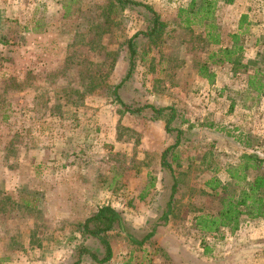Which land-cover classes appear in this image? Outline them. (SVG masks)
<instances>
[{
    "label": "rangeland",
    "instance_id": "1",
    "mask_svg": "<svg viewBox=\"0 0 264 264\" xmlns=\"http://www.w3.org/2000/svg\"><path fill=\"white\" fill-rule=\"evenodd\" d=\"M125 1L0 0V264H70L77 244L97 247L79 224L103 204L136 238L157 224L141 245L106 232L111 256L100 264H264V217L241 216L236 230L213 234L194 226L219 206L211 176L227 182L242 151L264 158V87L245 82L258 69L264 83V0L215 1L213 32L240 50L212 63L200 0L191 10L190 0ZM143 5L162 30L138 34L134 70L114 93L130 108L173 107L170 125L184 132L164 224L172 180L159 155L173 137L162 119L125 111L112 93L125 40L147 29ZM203 62L211 81L197 73Z\"/></svg>",
    "mask_w": 264,
    "mask_h": 264
},
{
    "label": "trees",
    "instance_id": "2",
    "mask_svg": "<svg viewBox=\"0 0 264 264\" xmlns=\"http://www.w3.org/2000/svg\"><path fill=\"white\" fill-rule=\"evenodd\" d=\"M117 4L124 6L128 4L125 0H116ZM215 1L222 4H230L234 0H200L197 5L196 12L200 14L199 21L203 22L206 32L204 33L205 40L217 46L215 50H211L207 54V59L210 62L215 60L218 62H230L231 55L240 50L239 46H221L219 34L214 33L213 24V9ZM130 4V3H129ZM195 6L194 0H190L187 9L191 10ZM149 13L148 26L145 31L135 32L127 40H125V54L126 70L120 82L113 87V95L118 103L123 106V109L132 114H141L145 109L149 110L148 117L151 119L159 118L163 120L165 132L173 137V143L167 145L159 155V164L161 169L168 172L171 177L172 183L170 185V193L165 203V207L160 214L161 222L167 219L170 212V201L175 189V178L173 175V168L171 163L177 159L176 146L184 139L182 134L184 132L178 128L171 126L172 120L175 119V110L171 106H155L152 104L144 103L140 106L130 108L125 105L116 96L115 89L120 83L128 78L136 65V51L134 48L135 38L138 34L147 36L148 38L158 35L162 30V23L159 20L156 12L152 11L147 5H143ZM181 11V9L179 10ZM185 11V10H183ZM186 24L189 23L187 16L184 18ZM231 37L236 38V34ZM215 58V60H214ZM197 73L206 78L208 81L212 80L213 73L208 72L205 62L201 63L197 68ZM261 73L258 69L253 70L252 74L246 77V85L253 91L258 93L263 87L264 83L261 81ZM227 133V132H226ZM240 135V134H239ZM240 141V138H237ZM244 148L250 145L248 137L243 138ZM264 158L259 157L255 151H242L239 155L238 161L225 168L227 175V182H221L214 176H211L206 181V186L213 196L218 198V208L213 213H200L194 217V226L199 233L213 234L221 228H226L228 231H234L239 226L241 216L248 218H256L264 216V172L261 170L263 167ZM140 196L139 198H141ZM157 223H155L156 225ZM145 233L142 237L136 238L134 235L125 232L122 217L117 209L114 207L103 204L96 207V209L79 224V231L83 238L90 239L96 243L94 249L84 244H77L74 248V259L70 264H78L83 256H86L94 263L100 264L107 261L111 256V248L105 237V233L114 229H118L125 233V236L130 243L141 245L146 239L152 236L155 227Z\"/></svg>",
    "mask_w": 264,
    "mask_h": 264
},
{
    "label": "crops",
    "instance_id": "3",
    "mask_svg": "<svg viewBox=\"0 0 264 264\" xmlns=\"http://www.w3.org/2000/svg\"><path fill=\"white\" fill-rule=\"evenodd\" d=\"M261 217H264V216H261Z\"/></svg>",
    "mask_w": 264,
    "mask_h": 264
}]
</instances>
